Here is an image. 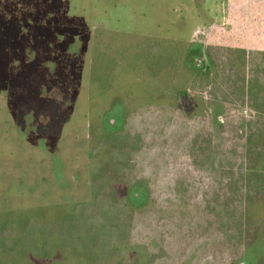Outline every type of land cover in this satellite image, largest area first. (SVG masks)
Returning a JSON list of instances; mask_svg holds the SVG:
<instances>
[{
    "label": "rangeland",
    "instance_id": "obj_1",
    "mask_svg": "<svg viewBox=\"0 0 264 264\" xmlns=\"http://www.w3.org/2000/svg\"><path fill=\"white\" fill-rule=\"evenodd\" d=\"M251 2L0 0V264H180L174 257L156 261L162 251L137 263L135 256L146 248L135 240L123 247L148 186L132 174L144 141L127 129L121 98L134 89L125 83L134 66L141 75L148 54L163 40L174 49L188 44V65L209 72L207 82L174 93L211 104L210 119L194 128L188 151L194 165L207 168L205 181L211 184L180 177L175 191L196 190L199 181L203 207L228 218L229 236L237 235L236 264H264L258 227L240 213L232 215L248 194L264 200V78L256 75L264 59L260 42L253 52L249 46L256 29L250 25ZM245 11L251 16L247 27ZM199 27L205 32L194 33ZM134 56L144 63L135 65ZM115 57L120 63L112 66ZM93 62L100 71L92 81ZM184 66L178 73L187 71ZM228 106L240 117L232 135L253 145L248 175L229 167L232 149L217 133ZM229 198L233 210L224 206ZM174 221L177 238L187 237V251L204 234L203 226L178 213Z\"/></svg>",
    "mask_w": 264,
    "mask_h": 264
},
{
    "label": "trees",
    "instance_id": "obj_2",
    "mask_svg": "<svg viewBox=\"0 0 264 264\" xmlns=\"http://www.w3.org/2000/svg\"><path fill=\"white\" fill-rule=\"evenodd\" d=\"M250 11L253 16V22L250 25L256 27L254 37L249 38L250 50L253 49L254 42H260L261 57L264 59V16L258 19L264 14V0H252ZM234 22L236 25V19ZM151 41L155 44L153 40ZM167 42L163 40L159 43V47L151 50L148 54L151 59L147 65L145 64L146 67L141 75L140 69L134 66L136 77L132 74L130 78L125 79V83L129 82L130 86L134 87L132 90L126 89L121 98L126 107L127 129L140 132L144 141L142 147L135 152L133 159L135 166L132 174L136 180H143L147 184L148 193L144 201L134 208L135 214L131 217L129 237L123 247L135 243L133 241L135 240L146 248V253L135 256L137 263L146 260L156 251H162L161 256H156V261L169 262L174 257L180 261V264L185 260H189L188 264H236L241 256V246L236 241L237 235L229 236L233 230H230L228 225L225 227L228 224V218L217 216L203 207L205 201L202 184L197 181L195 185L199 188L194 190L191 186L185 193L178 194L175 191V184L180 177L202 179L204 186L211 184L210 181H205L207 175L204 171L207 168L203 165H194L188 152L193 138L192 131L200 123L210 119L211 104L205 105L204 102L196 104L192 96L187 94L179 96L174 93L175 89H183L187 86L195 88L198 82H207L209 72L188 65L190 51L188 44L186 47L177 45L174 49L167 47ZM132 59L135 65L143 62L141 56H134ZM93 63L92 81L98 80L95 71H100L97 69V64H100L101 60L97 64ZM118 63L120 62L116 61V57L111 62L112 66H117ZM183 65L188 67L187 71L178 73L177 70ZM257 69L256 75L264 78V67L262 69L257 67ZM162 76L169 80H164ZM114 82L119 83V79H115ZM109 90L110 88L107 89ZM135 91L138 97L135 96ZM186 111L187 116H185ZM233 113L229 106L226 107V113L217 133L232 149L230 159L233 163L229 164V167L234 169L237 167L240 171L245 170L241 173L248 175L254 168L248 165L250 163L248 156L254 152L251 150L253 145H249L250 139H244L237 134L232 135V124L240 120V117ZM257 114L261 115V112L258 111ZM254 115L252 113L250 118H254ZM254 142L257 143V141ZM170 153L174 156H170ZM214 163L217 165L216 162ZM227 168L228 165L225 166V169ZM232 174L235 175V170ZM162 200L166 202L162 203ZM230 202L231 198L225 202L224 206L228 205V210L231 208L233 210L235 205H231ZM238 206V211L233 212L232 215L236 216L240 213L250 218L251 226L258 227L257 238L264 239V200L259 196L248 194ZM174 213L180 214L181 218L190 217L191 220L196 218V221L203 226L204 234L191 246L189 245L190 248L187 251H185L187 237L177 238L175 234L177 224L174 221ZM220 214L226 215V210L221 209ZM181 229H184L183 225ZM245 232L247 233V230ZM154 244L157 250L153 247ZM242 247L245 248L243 243Z\"/></svg>",
    "mask_w": 264,
    "mask_h": 264
},
{
    "label": "crops",
    "instance_id": "obj_3",
    "mask_svg": "<svg viewBox=\"0 0 264 264\" xmlns=\"http://www.w3.org/2000/svg\"><path fill=\"white\" fill-rule=\"evenodd\" d=\"M247 8H249V7H247ZM247 8H245V9H247ZM224 16L228 19V20H230L231 22H232V26H233V23H234V25H235V22H234V19H235V17L231 14V13H228V12H224ZM249 16L250 15H248V12L247 11H245L244 12V14H243V21H245L244 22V24H243V26H245V27H247V20L249 19ZM193 17V16H192ZM195 18L196 19H199V18H201V15L198 13V12H196L195 13ZM230 22V23H231ZM245 27H243V28H245ZM205 30H206V28L205 27H199L198 28V30H196L194 33H201L202 31H204L205 32ZM60 124H62V123H60ZM18 128H21L22 130H26L27 131V133L29 132L28 131V128H24V127H21V125H19V126H17ZM60 129H61V127H60ZM60 129L57 131V134H60ZM44 133V132H43ZM43 135V134H42ZM44 136V135H43Z\"/></svg>",
    "mask_w": 264,
    "mask_h": 264
}]
</instances>
